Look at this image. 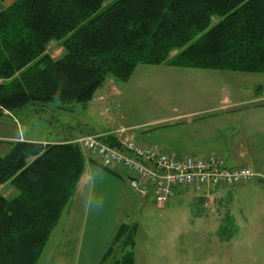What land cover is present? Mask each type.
I'll return each instance as SVG.
<instances>
[{
  "label": "trees",
  "instance_id": "trees-1",
  "mask_svg": "<svg viewBox=\"0 0 264 264\" xmlns=\"http://www.w3.org/2000/svg\"><path fill=\"white\" fill-rule=\"evenodd\" d=\"M54 42L63 50L57 58L48 52ZM159 65L264 74V0L0 5V116L35 103L85 105L107 79L125 82L138 66ZM10 144L0 156V186L14 191L0 194V264H38L85 158L75 138ZM136 231V223H121L98 264H135ZM114 248L125 250L120 259Z\"/></svg>",
  "mask_w": 264,
  "mask_h": 264
},
{
  "label": "crops",
  "instance_id": "crops-1",
  "mask_svg": "<svg viewBox=\"0 0 264 264\" xmlns=\"http://www.w3.org/2000/svg\"><path fill=\"white\" fill-rule=\"evenodd\" d=\"M14 1L16 0H0V5L8 6ZM152 67H160L166 71L176 69L166 65ZM179 69L185 71L184 75L197 76L198 80H200L199 78L218 80L225 77L224 72L220 71ZM248 82L251 84V88L248 89V99L245 100H231L227 97L201 98L193 100L192 104L183 109L181 113L151 120L149 130L121 126L125 130L122 135H118L121 132L118 131L120 127L87 131L86 135L112 136L115 141L118 137L125 136L139 142L156 144L163 151L178 157L215 155L228 168L247 166L254 173L252 179L244 184L227 187L236 196L237 192H242L245 190V186H248V193H244L246 198L247 194L248 197L251 196L253 189L250 190V188H255L254 190L257 192H264V94H262V92L264 93V74L248 73ZM108 83L109 88H102V85L96 91L98 95L92 98L91 103L99 98L104 102L111 99L109 92L113 89L112 79L108 80ZM250 91L257 93L249 95ZM120 94L121 92H118V95ZM79 134L67 135L61 141L79 137ZM82 151L85 158L82 175L73 197L41 254L38 264H46L44 253L50 247L52 239L54 241L58 235L53 257L48 260L47 264H52V258L54 263L60 264H98L110 248L114 234L118 226L124 222V217L131 211V206H136L134 210L139 212L150 211L148 197H139L130 187L121 166L108 164L102 167L103 165L100 166L94 158L93 152ZM184 192L198 194L190 189H183L176 196L170 198L166 205ZM204 193L205 195L199 193L200 196H195V200L201 203L202 199L207 197V193ZM151 197L154 203L153 196L151 195ZM207 198L209 199V197ZM259 199H261L260 195ZM183 200L187 199L184 197ZM194 216L197 218L195 227L191 222V215L188 214L186 223L185 218L183 220L185 225H177L179 228L175 238L173 235H165L164 239H161L164 236L162 234L157 236L156 241L151 240L153 236L150 234L146 240H143V237L140 236V225L135 221L134 223L137 224L133 249L135 264H201L196 257L205 248H202L200 244H190L188 238L185 236L184 239L183 237L184 230H188V224L196 228L201 235L213 233L226 238L225 242H214V246L208 244V249L217 248L219 252L211 253L210 257L206 258L205 264H264L263 257L260 259L248 258V234L258 233L263 227H252L247 224L230 227L224 225L223 227L222 221L219 218H214L213 215L197 212ZM217 235L215 236L218 237ZM259 244L262 246L264 241L257 243L256 248L259 247ZM225 247H228L229 251L221 253L220 250Z\"/></svg>",
  "mask_w": 264,
  "mask_h": 264
},
{
  "label": "rangeland",
  "instance_id": "rangeland-1",
  "mask_svg": "<svg viewBox=\"0 0 264 264\" xmlns=\"http://www.w3.org/2000/svg\"><path fill=\"white\" fill-rule=\"evenodd\" d=\"M215 21L213 19V22ZM48 52L51 55H56L57 58L63 50L59 44L54 42L53 45L52 43L49 44ZM184 72L183 69L179 68L166 71L160 67L141 66L135 69L128 81L122 82L112 79L113 89L109 92L111 99L108 102L99 98L85 105L76 102L66 104L59 102L35 103L15 113L4 112V115L0 116V156L8 153L11 147L10 142L17 140L51 143L59 142L67 135L73 136L75 133H80L79 137H75L78 141L86 135L87 131L107 130L112 129V127L121 128V126L149 130L151 120L181 113L183 109L192 104L193 100L214 97H227L231 100L248 99V89L251 88V82H248V73L225 71L223 73L225 77L218 80L207 78H199L200 80H198L197 76L184 75ZM108 80L103 83L102 88H109ZM118 92L121 94L118 95ZM254 93L257 92L250 91L249 95ZM262 94L264 93L262 92ZM97 95L96 92L93 97ZM105 103L106 105H104ZM120 128L118 131L121 132L118 135L125 132L123 128ZM216 189H211L210 192L204 191L209 199L206 197V200L204 197L205 199H202L201 203L195 200V196H200L199 193H181L172 202L165 204L164 209L158 208L152 202L150 195L148 196L149 212L147 210L139 212L134 210L136 206H131V211L124 217L123 221L126 223L137 221L140 225L141 238L146 240L150 234L153 236L151 238L153 241H156L157 236L162 234L164 236L161 239H164L165 235H173L175 238L179 228L177 225H185L188 214L191 215L192 218L190 219L195 227L197 218L194 215L197 212L219 218L223 227L224 225L230 227L246 224L252 227L261 226L263 229L260 232L248 234V258H264V244L262 246L259 244V247L256 248L257 243L264 241V192H257L254 190L255 188H250V190L253 189L251 196L248 197L247 194L245 198L244 193H248V186H245V190L242 192H237L236 196L227 187ZM204 192L202 193L205 195ZM0 194L9 198L14 195V191L9 184H5L0 186ZM259 195L261 199H259ZM135 196L137 197V195ZM184 197L187 200H183ZM184 218L185 223L183 222ZM194 227L188 224V230L184 228L183 237L185 239L186 236L190 244H200L202 248H205L196 257L201 264H205L206 258L210 257L211 253L219 252L217 248L208 249V244L214 246V242H225L226 238L215 234L218 236L216 237L213 233L201 235ZM58 238L59 235L54 241L52 239L50 247L44 253L46 264L53 257L55 241ZM238 244L242 243L239 242ZM227 251H229L228 247L220 250L221 253ZM113 253L115 259H120L125 250L114 248ZM52 264L60 263H54L52 258Z\"/></svg>",
  "mask_w": 264,
  "mask_h": 264
},
{
  "label": "built area",
  "instance_id": "built-area-1",
  "mask_svg": "<svg viewBox=\"0 0 264 264\" xmlns=\"http://www.w3.org/2000/svg\"><path fill=\"white\" fill-rule=\"evenodd\" d=\"M104 138L88 134L76 142L93 152L101 165L121 166L130 187L141 198L152 195L158 208L183 189L202 193L244 184L254 176L247 166L225 167L215 155L178 157L151 143L118 137L110 145Z\"/></svg>",
  "mask_w": 264,
  "mask_h": 264
}]
</instances>
